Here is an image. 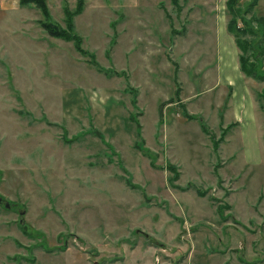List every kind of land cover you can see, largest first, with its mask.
Instances as JSON below:
<instances>
[{"label": "rangeland", "instance_id": "1", "mask_svg": "<svg viewBox=\"0 0 264 264\" xmlns=\"http://www.w3.org/2000/svg\"><path fill=\"white\" fill-rule=\"evenodd\" d=\"M227 1L86 0L74 31L108 73L36 4L0 6V264H264V134L246 111L247 92L264 133V83L239 69ZM42 3L67 28L77 0ZM203 123L215 141L233 126L218 151Z\"/></svg>", "mask_w": 264, "mask_h": 264}, {"label": "trees", "instance_id": "2", "mask_svg": "<svg viewBox=\"0 0 264 264\" xmlns=\"http://www.w3.org/2000/svg\"><path fill=\"white\" fill-rule=\"evenodd\" d=\"M172 3L176 6L178 10H181V7L179 6L180 0H171ZM260 0H252V2L249 4L248 9L245 13H242L236 8L237 0H228L226 3L227 11L230 15V20L227 24V31L230 35L233 36L236 46L238 47L240 51L239 55V64H240V70L245 76H247L250 79H253L254 81L264 83V73L260 71V67L262 65L263 58H264V17H251L250 19L247 18V16L250 14L254 8L258 5ZM21 5H27V4H36L41 10L43 11L46 21L41 22V26L45 31L48 32L49 35L52 37L64 39L66 41H72L75 44L76 49L83 55L89 56L91 59V64L96 65L98 67V70L100 72L108 73V70L103 69L99 64L96 62L95 57L88 53L87 50H85L82 46V38L75 34L74 31V25H73V19L75 16L79 15L85 6L86 0H77L76 8L74 10H70L65 7V17H66V25L67 28H62L56 23L52 22L50 19H48V10L45 7V4L42 3L44 0H19ZM41 3V4H40ZM248 19V20H247ZM239 22H241L242 26L239 25ZM257 26V28H256ZM250 38L251 40H248ZM256 40L254 46L251 44L252 41ZM180 93V90H177V94ZM173 102V101H172ZM171 103V102H169ZM167 103H163L160 107L161 112L164 108V106ZM132 119L137 123V129L138 133L140 134V124L138 120L136 119L138 117L137 114H133ZM188 119H197V117H194L192 115L186 116ZM223 119V115L221 116ZM203 131L210 136V138L213 141V149L215 151L219 150L220 143L224 140V138L228 135V132L233 128V126L230 124L226 128H222V134L221 138L217 141H215V137L213 136L212 132L209 130V128L206 126V124H201ZM101 138H104L101 136V134L97 133ZM141 140V137H139ZM137 148H141L143 154L151 161L154 159V162H151L152 167H156V156L153 154V152L149 149H145L144 147L140 146V143H136ZM165 170H168L171 172V174H174L172 178H170V185L174 189H181V186L176 185V181L180 178V172L178 171V168L175 165L169 164L165 167ZM126 183L129 187L132 188H138L139 186L134 185L130 178L126 179ZM191 187V185H190ZM189 186L185 188H182L183 191H186L190 189ZM197 194L201 197L206 196V192L202 190H197ZM222 211V210H221ZM37 236H40V233H36ZM66 241V240H65Z\"/></svg>", "mask_w": 264, "mask_h": 264}, {"label": "crops", "instance_id": "3", "mask_svg": "<svg viewBox=\"0 0 264 264\" xmlns=\"http://www.w3.org/2000/svg\"><path fill=\"white\" fill-rule=\"evenodd\" d=\"M10 1H8V0H0V6H1V9H2L3 16H5V12L8 11V10H5V8L7 9V6H8ZM239 53H240V51H239ZM238 62H239V59H238ZM239 69H240V64H239ZM243 75L245 76V74H243ZM245 77H247V76H245ZM249 80H251V79L248 78L247 81H249ZM246 94H247L246 95L247 98L250 99L249 100L250 108H249V110H246L248 112L249 116H250V118L248 120L249 121V125H250L249 129H248V131H250L249 135L252 136L253 134H261V136L263 137V134H264L263 133V129L261 127V123L258 120V115L261 116V114H260L261 112L258 110V107H256L255 102L251 98L250 94H248L247 92H246ZM223 117H224V115H223ZM223 120H224V118H223ZM242 121L243 120L236 119V117H235V120L233 122L235 123V125H237L239 127L240 124L244 122V121L243 122Z\"/></svg>", "mask_w": 264, "mask_h": 264}, {"label": "water", "instance_id": "4", "mask_svg": "<svg viewBox=\"0 0 264 264\" xmlns=\"http://www.w3.org/2000/svg\"><path fill=\"white\" fill-rule=\"evenodd\" d=\"M2 201H3L2 198H0V204L2 203ZM5 206H6L7 209L11 207L8 202H5ZM25 214H26V211L25 210H23V211L20 212L21 220L25 216Z\"/></svg>", "mask_w": 264, "mask_h": 264}]
</instances>
